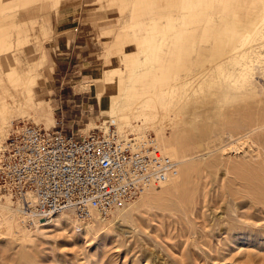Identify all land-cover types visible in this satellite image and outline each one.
<instances>
[{"label":"rangeland","instance_id":"rangeland-1","mask_svg":"<svg viewBox=\"0 0 264 264\" xmlns=\"http://www.w3.org/2000/svg\"><path fill=\"white\" fill-rule=\"evenodd\" d=\"M240 3L246 8L233 5L236 19L243 10L247 18L264 14V0ZM180 7L178 0H0L5 8L0 18V108L10 105L0 139L11 120L68 132L79 128L78 133L87 134L112 119L126 132L154 135L164 153L171 149L166 154L180 162L179 168L188 165L182 178L146 190L108 216L92 218L81 230L70 214L55 215L38 228L22 227L11 200L0 192V264H264V140L259 146L246 145L244 139L232 144L228 137L230 126L243 121L247 112L264 116V20L235 24L228 51L203 69V61L216 54L215 36L201 30L185 35L176 70L188 72L154 86L140 99L124 96L142 91L114 88L105 103L113 84H104L103 73L118 66L119 51L134 49L129 41L133 32L140 33L138 22L150 23L159 14L180 15ZM67 15L92 30L100 50L98 76L88 88L101 108L97 104L98 116L83 122L66 116L62 96L48 90L46 66L38 63L55 23ZM256 23L260 33L247 36ZM235 59L252 72L244 88L235 78L241 68ZM220 73L234 75L222 78ZM100 85L104 90L96 98ZM17 95L23 98L18 105L13 103ZM234 133L233 138L242 134Z\"/></svg>","mask_w":264,"mask_h":264},{"label":"built area","instance_id":"built-area-1","mask_svg":"<svg viewBox=\"0 0 264 264\" xmlns=\"http://www.w3.org/2000/svg\"><path fill=\"white\" fill-rule=\"evenodd\" d=\"M154 135L121 134L112 119L87 134L11 120L0 140V192L19 225L70 214L77 230L179 174Z\"/></svg>","mask_w":264,"mask_h":264},{"label":"crops","instance_id":"crops-1","mask_svg":"<svg viewBox=\"0 0 264 264\" xmlns=\"http://www.w3.org/2000/svg\"><path fill=\"white\" fill-rule=\"evenodd\" d=\"M178 1L182 9L180 15L159 14L152 17L150 23L138 22L141 24L140 33L133 32L132 40L129 41L133 43L134 49L130 52L119 51L118 66L103 73L104 84H113L109 85L113 90L105 98V103L110 101L112 92H115L114 88L147 91L173 76L188 72L176 70L178 68L176 63L179 62L176 54L181 49L185 35L201 30L207 36H215L218 45L216 54L203 61L200 68L203 69L208 64L221 60L228 51V38L233 34L232 31L237 33L235 24L249 23L250 18L245 17L244 10L241 18H235L233 5L246 8L240 0ZM4 10L5 8H0V18L4 17ZM219 21L222 24H210ZM200 22L203 24H197ZM74 23L75 17L72 15L62 16L55 23L51 39L45 43L42 51L44 57L40 55L38 63L46 66L45 85L48 90L53 96H62L63 104L67 108L66 116L70 120L77 118L78 122H83L85 119L90 120L98 116L95 115L96 105L100 106L97 96L101 93L103 85L97 87V100L94 99V91L88 86H92L98 76L95 58L100 50L97 48L98 41L92 30L83 24ZM226 24L232 25L233 30H229ZM2 43L0 40L1 46ZM7 48L6 52H10L8 50L10 47ZM79 85H84L82 87L84 90L76 91L75 87ZM78 130L79 128L76 132Z\"/></svg>","mask_w":264,"mask_h":264},{"label":"bare ground","instance_id":"bare-ground-1","mask_svg":"<svg viewBox=\"0 0 264 264\" xmlns=\"http://www.w3.org/2000/svg\"><path fill=\"white\" fill-rule=\"evenodd\" d=\"M256 9V8H255ZM254 9V10H255ZM259 9V8H258ZM253 10V11H254ZM258 11H260V9L258 10ZM257 12V11H256ZM258 13V12H257ZM249 15V14H248ZM253 15V14H252ZM258 15H260V13L258 14ZM250 17H252V16H250ZM250 17H248V19L250 18ZM260 16H257V14L256 15H254V18H250L248 21H249V25L250 24H253V23H255V22H257V21H255V20H258V18H259ZM175 20V19H174ZM259 20H264V14L262 13V15H261V17L259 18ZM238 23V22H237ZM235 24V23H234ZM257 23H256V25H254V27H252V30H250V28H248L249 30V33H247V36H252L253 34H259L260 32L259 31H257V30H259L258 29V27H257ZM238 26V25H237ZM240 26V25H239ZM259 26V25H258ZM251 27V26H250ZM247 31V32H248ZM236 33V32H235ZM234 34V33H233ZM234 36V35H233ZM233 36H231V37H233ZM259 38V37H258ZM118 39H120V38H118ZM237 52V51H236ZM139 55V54H138ZM6 56V55H5ZM136 56V55H135ZM264 57V56H263ZM129 58V57H128ZM141 58V57H140ZM2 59H3V57H2ZM13 59V58H12ZM4 60V59H3ZM11 60V59H10ZM141 60H142V58H141ZM9 61V60H8ZM3 62H5V61H3ZM233 62V61H232ZM231 62V63H232ZM234 62L235 63H238V64H240V66H241V68H240V70L239 71H237L238 72V74L235 76V78L237 77V79L239 78L240 80H239V83H241V85L240 86H242L243 88H244V85H245V83H247L248 81H249V75H251L252 74V72L248 69V68H243L242 69V67H243V64L239 61V60H237V59H235L234 60ZM246 63V62H245ZM3 64V63H2ZM5 64V63H4ZM129 64V63H128ZM233 64V63H232ZM6 65H7V61H6ZM13 67H14V65H13ZM16 67V66H15ZM212 67V66H211ZM250 68V67H249ZM152 69V68H151ZM221 69V68H220ZM213 70V69H212ZM136 71V70H135ZM139 71V70H138ZM211 71V70H210ZM223 71V70H222ZM21 72H23L22 70H21ZM24 73V72H23ZM257 73V72H256ZM22 73H20V75H21ZM25 74V73H24ZM236 74V73H235ZM140 75H142L141 73H140ZM234 75V74H233ZM232 74H226V73H220L219 74V76H221L222 78H231L232 76H233ZM13 76V75H12ZM28 76V75H27ZM255 76V75H254ZM142 77H143V75H142ZM21 78V77H20ZM22 78H24V77H22ZM22 78H21V81H22ZM27 78V77H26ZM26 78H24V80L27 82V80H26ZM201 78V77H200ZM5 79H6V77H5ZM3 80H4V78H3ZM25 81H24V83H22V84H26L25 83ZM220 81H221V79H220ZM238 81V80H237ZM23 82V81H22ZM251 82V81H250ZM249 82V83H250ZM170 82H168V84H169ZM219 83V82H218ZM221 83V82H220ZM232 83V82H231ZM167 84V85H168ZM174 84V83H173ZM164 85V84H163ZM162 85V86H163ZM26 86V85H25ZM136 86V85H135ZM141 86V85H140ZM172 86V85H171ZM221 87V86H220ZM237 87V86H236ZM157 88V87H156ZM155 88V89H156ZM163 88V87H162ZM166 89H167V87H165ZM239 88V87H238ZM26 89V88H25ZM102 89V88H101ZM161 88H158V90H160ZM180 89V88H179ZM239 89H241V87L239 88ZM102 90H104V89H102ZM168 90V89H167ZM172 90H173V88H172ZM171 90V91H172ZM19 91V90H18ZM98 91V90H97ZM100 91V90H99ZM154 91V90H153ZM152 91V92H153ZM170 91V90H169ZM20 92V91H19ZM26 92H28L29 93V91H26ZM149 92L150 91H142V92H134V93H128V94H125V96L124 97H131V96H136L137 97V99L139 98L140 99V97L142 98V96H144V95H146L147 93L149 94ZM151 92V93H152ZM157 92V91H156ZM159 92V91H158ZM162 92V91H161ZM165 92V91H164ZM18 94V93H17ZM154 94V93H153ZM156 94V93H155ZM22 95V94H21ZM176 95V94H175ZM27 96V95H26ZM185 96H187V94L185 95ZM15 97V96H14ZM17 97H18V95H17ZM23 97H25V96H23ZM153 97V96H152ZM152 97H150V98H152ZM155 97V96H154ZM176 98V97H175ZM23 98H16V100H13L14 102L13 103H15L16 102V104L18 105V102H20V100L21 101H23L22 100ZM25 100V99H24ZM149 100V99H148ZM138 101V100H137ZM0 102H2V101H0ZM12 102V101H11ZM10 103V102H9ZM8 103V104H9ZM251 103V102H250ZM15 104V105H16ZM252 104V103H251ZM14 105V104H13ZM135 105V104H134ZM168 106V105H167ZM7 107H10V105L8 106L6 103L4 104V105H2V107L0 108V126L2 125L1 124V121H2V119L4 120L6 117V115H7V111L5 110V109H7ZM16 107H18V106H16ZM125 107V106H124ZM146 107V106H145ZM133 108V107H132ZM132 108H130V107H128V108H126L127 110L128 109H131V112H129V113H135V115L137 114L136 112H135V110H134V112H132ZM13 109V108H12ZM148 109V108H147ZM155 109V108H154ZM254 109V108H253ZM118 110V109H117ZM117 110H115V115H117L116 114V111ZM142 110V112H143V110H145V109H141ZM140 110V111H141ZM151 111L153 110V108L152 109H150ZM167 111L169 110V109H166ZM112 111H114V110H112ZM120 111V110H119ZM138 111V110H137ZM148 111H149V109H148ZM147 111V112H148ZM18 112V111H17ZM123 112H126V111H123ZM157 112V111H156ZM113 113V112H112ZM117 113H119L118 111H117ZM146 113V112H145ZM153 113H155V112H153ZM152 113V114H153ZM250 112H247L246 113V115L244 116V120L243 121H237V122H235V124L234 125H232V126H230L231 128H230V134H229V138H230V140H231V142H233L232 144H234V141H237V140H240V139H244V141H247V143H246V145H248V143L250 144H256L257 146H259V144H261L260 142H262L263 140H264V116L262 115V114H259L258 112H252V113H250ZM254 113V114H253ZM122 114V113H121ZM128 114V113H127ZM139 114V113H138ZM148 114V113H147ZM146 114V115H147ZM135 115H133V119H134V117H135ZM154 115V114H153ZM138 116V115H137ZM137 116L135 117V118H137ZM140 116V115H139ZM148 116V115H147ZM3 117H5V118H3ZM127 117V116H126ZM149 117V116H148ZM153 117V116H152ZM118 118V117H117ZM117 118H116V120H117ZM140 118H142V117H140ZM122 118H120L119 117V120L117 121V122H119L120 120H121ZM125 119H127V118H124V120ZM123 120V121H124ZM147 120V119H146ZM146 120H145V122H146ZM123 121H121V122H123ZM125 121H127V120H125ZM124 121V122H125ZM142 121H144V120H142ZM148 121V120H147ZM145 122H143V123H145ZM122 124V123H121ZM119 125V124H118ZM137 125V124H136ZM134 126V125H133ZM140 126V125H139ZM3 127V126H2ZM2 127H1V129H2ZM115 127H116V130L119 132V133H121V134H125V133H127L126 132V129H124V130H121V129H119L116 125H115ZM136 127V126H135ZM138 127V126H137ZM143 127V126H142ZM146 127V126H145ZM157 127V126H156ZM5 129V128H4ZM134 129V128H133ZM138 129H140V128H138ZM143 129V128H142ZM142 129H140V131H142ZM2 131V130H1ZM136 131H137V129H136ZM159 131V130H158ZM234 132H237V133H242L240 136L238 135V137L236 136V138H233L234 136H235V133ZM136 135H138L136 132H134ZM142 133V132H141ZM2 139V138H1ZM0 139V140H1ZM243 141V142H244ZM230 142V143H231ZM250 146V145H249ZM256 146V147H257ZM174 147V146H173ZM172 148V147H171ZM173 149V148H172ZM226 149V148H225ZM167 150V152L166 153H170L171 152V149H166ZM174 152H175V149H174ZM246 152V151H245ZM172 153V152H171ZM257 153V152H256ZM170 156H171V154H170ZM259 156V155H258ZM246 158V157H245ZM175 159V158H174ZM187 167H188V165H185L184 167H181V168H179V173H180V175L178 174V176L177 177H175V179L176 178H182L183 177V175L186 173V171H187ZM174 179V178H173ZM167 182V181H166ZM166 182H164V183H166ZM175 182V181H174ZM163 184V183H162ZM161 185V184H160ZM1 197V196H0ZM4 197V196H3ZM6 198H8L7 196H6ZM9 200H11L10 198H8ZM10 202H12V200L10 201ZM11 207H12V205H11ZM116 208H118V207H116ZM14 210V209H13ZM15 212V214H17L16 213V211H14ZM122 212H124V211H122ZM66 214V213H65ZM68 215V214H67ZM69 216V215H68ZM53 217V216H52ZM98 216H94V219L96 218V219H98L97 218ZM101 218V217H100ZM52 219V218H51ZM74 223H75V227L77 226L76 225V222L74 221ZM88 223V222H87ZM12 224V223H11ZM45 224V222L44 223H41L39 226H41V225H44ZM85 225V224H84ZM83 225V226H84ZM94 227V226H93ZM37 228H38V226H37ZM82 229H83V227H82Z\"/></svg>","mask_w":264,"mask_h":264}]
</instances>
